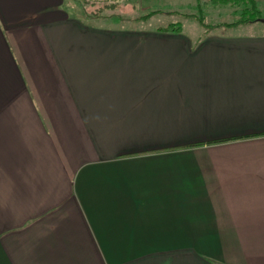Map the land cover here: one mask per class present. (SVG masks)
<instances>
[{
    "label": "crops",
    "instance_id": "obj_1",
    "mask_svg": "<svg viewBox=\"0 0 264 264\" xmlns=\"http://www.w3.org/2000/svg\"><path fill=\"white\" fill-rule=\"evenodd\" d=\"M74 2L0 0V264H264L263 30Z\"/></svg>",
    "mask_w": 264,
    "mask_h": 264
},
{
    "label": "rangeland",
    "instance_id": "obj_2",
    "mask_svg": "<svg viewBox=\"0 0 264 264\" xmlns=\"http://www.w3.org/2000/svg\"><path fill=\"white\" fill-rule=\"evenodd\" d=\"M200 1L205 23L215 25L210 30L200 25L197 19L193 18V16L199 15L197 0H185V2L181 0L180 4H173L168 7L166 6L169 4L161 1L133 2V11L129 14H127L128 10H125L123 3L113 4L111 2L75 0L74 4L76 6L75 11L80 14L83 20H88L87 22L92 23L98 19L97 24L110 27H133V37L142 39L152 36L156 37L158 36L156 31L159 27H165L170 23L177 22L182 23L186 34L192 35L199 42L211 34L223 32H232L234 34L248 33V31L255 34L261 30L264 32V21H257L237 29L223 25L238 19L232 14V9L228 5L212 4L209 2L210 0ZM257 1L264 16V0ZM156 10L160 12L146 20L141 19L143 15Z\"/></svg>",
    "mask_w": 264,
    "mask_h": 264
},
{
    "label": "trees",
    "instance_id": "obj_3",
    "mask_svg": "<svg viewBox=\"0 0 264 264\" xmlns=\"http://www.w3.org/2000/svg\"><path fill=\"white\" fill-rule=\"evenodd\" d=\"M97 2H107V1H97ZM215 5L227 6L232 9V14L235 15L238 19L235 21L225 23L223 25L235 27L241 24H251L257 21H264L263 11L259 7V3L257 0H210L209 1ZM197 8L199 10V15L193 16V18L197 19L200 25L210 30L215 27V25H208L205 23L203 8H201V1L197 0ZM160 12L159 10L152 11L148 14H145L141 17V19H148L151 16ZM157 31L167 32V33H181L183 31V26L181 22L170 23L165 27H159ZM220 142V141H219ZM199 144L185 145L188 146H196Z\"/></svg>",
    "mask_w": 264,
    "mask_h": 264
}]
</instances>
